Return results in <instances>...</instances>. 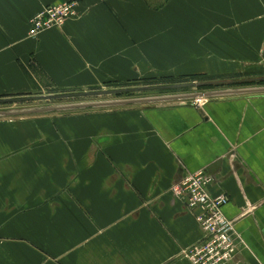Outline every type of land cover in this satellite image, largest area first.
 Listing matches in <instances>:
<instances>
[{"label":"crops","instance_id":"1","mask_svg":"<svg viewBox=\"0 0 264 264\" xmlns=\"http://www.w3.org/2000/svg\"><path fill=\"white\" fill-rule=\"evenodd\" d=\"M71 1L79 16L29 36L45 7ZM131 70L225 95L0 116V264H192L204 233L172 187L199 172L229 198V264H264V0H0V100Z\"/></svg>","mask_w":264,"mask_h":264},{"label":"built area","instance_id":"2","mask_svg":"<svg viewBox=\"0 0 264 264\" xmlns=\"http://www.w3.org/2000/svg\"><path fill=\"white\" fill-rule=\"evenodd\" d=\"M80 2H61L45 7L31 20L29 36L36 38L43 32L61 29L66 22L79 16ZM204 98L193 101L202 106ZM213 178L205 172L188 174L172 187V192L184 198L188 208L195 211L196 220L204 233L198 244L185 252L193 264H229L238 249L235 222L223 214L229 198L225 194L213 196L209 188Z\"/></svg>","mask_w":264,"mask_h":264},{"label":"rangeland","instance_id":"3","mask_svg":"<svg viewBox=\"0 0 264 264\" xmlns=\"http://www.w3.org/2000/svg\"><path fill=\"white\" fill-rule=\"evenodd\" d=\"M126 79H121L122 77H118V75H111L107 78L106 82H100L98 85H95V88L91 89L93 91H102V90H114V89H125V88H138V87H146V86H155V85H172V84H182V83H201L203 86L197 89H187V90H178V91H161V92H142L137 94H127V95H118L112 97H95V98H75L66 101H53L52 103L47 102H22L17 104H0V112H30L33 110H45L49 108H62L68 106H77V105H88V104H100L105 102H120V101H131V100H143V99H159L166 97H177V96H189L194 94H210L214 93L216 96H224L225 93L220 92H211L210 89L219 90L220 85L219 82H213L214 85L208 86L205 83L209 82L206 79H192L184 82H165L160 80H151L146 77L139 76L138 73H135L131 70L129 73H125ZM106 78V77H105ZM167 78V77H166ZM217 81V80H216ZM216 85H219L218 87ZM226 90L233 89V91L237 88L235 85L224 86ZM231 87V88H228ZM228 88V89H227ZM88 91V92H91ZM78 91H87V90H78ZM198 98L209 99L211 97H196L194 99L189 100H181L193 102ZM3 100V99H2ZM108 108V107H106ZM101 107H93V108H80V109H72V110H58V111H48L42 112L35 115L28 116H36V115H65L70 113H79V112H89L96 109H106ZM2 117V116H1ZM23 117V116H21ZM208 175V174H207ZM179 198V197H178ZM227 205V204H226ZM224 208V207H223ZM224 214V212H223ZM225 215V214H224ZM229 219V218H228ZM235 236H237L235 226H234ZM190 262L191 260L186 256ZM192 263V262H191ZM193 264V263H192Z\"/></svg>","mask_w":264,"mask_h":264},{"label":"water","instance_id":"4","mask_svg":"<svg viewBox=\"0 0 264 264\" xmlns=\"http://www.w3.org/2000/svg\"><path fill=\"white\" fill-rule=\"evenodd\" d=\"M204 84L201 83H183V84H173L166 86H146V87H138V88H125V89H114V90H102V91H94V92H80L73 94H59V95H48V96H36L29 98H17V99H3L0 100V104H17L22 102H47L52 103L53 101H66L75 98H101V97H112L118 95H127V94H137L142 92H161V91H178V90H187V89H197ZM216 96L214 93L210 94H194L189 96H177V97H166L159 99H143V100H131V101H120V102H105L100 104H88V105H77V106H68L62 108H49L45 110H33L30 112H0V116L4 117H21L26 115H35L42 112L48 111H58V110H72V109H80V108H93V107H101V108H110L117 106H126L133 104H143L150 102H168L175 100H189L194 99L196 97H213Z\"/></svg>","mask_w":264,"mask_h":264}]
</instances>
